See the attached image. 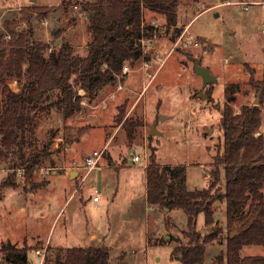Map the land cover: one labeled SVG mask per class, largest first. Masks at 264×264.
Wrapping results in <instances>:
<instances>
[{"label":"rangeland","instance_id":"rangeland-1","mask_svg":"<svg viewBox=\"0 0 264 264\" xmlns=\"http://www.w3.org/2000/svg\"><path fill=\"white\" fill-rule=\"evenodd\" d=\"M88 1L93 2L22 0L21 16L15 11L3 15L0 10V23L14 16L26 19L34 40L54 46L52 53L47 51L48 59L54 52L57 55L62 45L85 58L93 34L87 13L80 16L75 5L82 7ZM34 6L47 11L41 14ZM143 19L146 23H166L164 16L147 9ZM177 26L179 30L156 32L151 51L160 60H155L152 71H159L145 92L143 71H133L142 79L132 91H117V81L106 85L91 99L86 94L88 103L68 118L55 106L56 92L43 110L32 113L35 123L26 150L47 147V154L34 165L33 181L49 185L25 190L28 175L23 168L14 176L18 186L1 187L11 172L7 170L11 163L0 157V247L3 242L19 247L26 243L31 248V264H38L41 258L34 250L41 251L44 263L60 248L97 246L109 248V264H182L172 258V251L178 240H184L188 217L183 209L148 203L146 167L154 153L161 167H186L190 191L214 183L216 169L224 186L223 167L217 165L215 157L223 145L222 108L226 105L239 114L243 106H252L259 98L262 124L256 136L264 137V0H180ZM191 35L198 45L189 39ZM196 61L217 76L215 82L204 84L195 71ZM133 68H141V63L136 62ZM15 82L21 89L17 79L10 87ZM111 93L117 95L116 100ZM121 104L125 108L118 123ZM2 107L0 92V112ZM127 119L140 123L131 143L123 127ZM154 124L160 134L150 136ZM57 138L62 140L55 148ZM94 151H104L99 166L85 169V160ZM135 155L140 157L137 162L133 161ZM66 168L78 171V176L71 177L74 181L68 174H60ZM95 196L100 202L94 201ZM224 204L215 205L214 217L224 233L207 247V264L227 249ZM197 228L203 236L212 230L205 225L204 214L199 215ZM241 255H264V244L247 245Z\"/></svg>","mask_w":264,"mask_h":264},{"label":"trees","instance_id":"trees-1","mask_svg":"<svg viewBox=\"0 0 264 264\" xmlns=\"http://www.w3.org/2000/svg\"><path fill=\"white\" fill-rule=\"evenodd\" d=\"M179 2L93 0L82 4L81 8L89 17V31L93 34L85 58L75 55L68 45H62L57 56L48 59V44L33 39L30 25L17 32V16L4 21L5 32L0 31V50L9 52L10 57L7 61H0V92L3 95L0 157L11 163L7 168L11 172L1 187L18 186L14 176L23 168L28 175L25 190L34 191L48 184L34 183L32 176L34 165L47 154V147L34 152L26 150L30 143L29 132L35 123L32 113L43 110L55 92L58 99L55 106L64 112L66 118L80 111L82 98L77 96L79 89L85 90L91 99L106 85L116 83L114 73L122 74L127 63L134 67L140 60L142 51L135 46L133 38L141 35L144 9L164 16L168 26H177ZM32 8L41 14L47 11L37 6ZM145 32L151 34L152 28L147 27ZM7 35L10 40H6ZM104 65L108 66L107 70L103 69ZM14 79L21 85L19 92L10 87ZM261 91L264 94V86ZM124 108L125 105L119 107L118 123L123 119ZM222 112L223 145L215 161L220 168L223 167L224 186H221L220 170L216 169L214 183L203 190L190 191L186 185V167H161L152 153L146 167L147 201L152 206L183 209L188 217L184 240H178L172 251L174 260L182 264H207V247L218 242L224 233L214 217L215 205L224 202L227 249L210 264H264V255H241L247 245L264 244V137L256 136L262 124V112L258 105H245L239 114L226 105ZM138 126L140 123L135 119L123 123L130 143L135 140ZM200 214L205 216V225L212 228L205 236L197 228ZM30 251L26 243L19 247L3 242L1 262L31 264ZM109 260L107 247H74L58 249L54 257L43 264H109Z\"/></svg>","mask_w":264,"mask_h":264},{"label":"built area","instance_id":"built-area-1","mask_svg":"<svg viewBox=\"0 0 264 264\" xmlns=\"http://www.w3.org/2000/svg\"><path fill=\"white\" fill-rule=\"evenodd\" d=\"M5 4H1L0 3V10H3V15L6 14L9 11H15V12H19L20 16L24 11V6L22 5L21 1L22 0H4ZM30 1V0H29ZM9 7H6V6ZM75 9L79 11V15L83 16L85 11L78 5H75ZM2 18L3 16L0 17V22H2ZM18 25L16 27L17 32H22L26 29H28V21L24 18L21 19V17L17 18ZM43 24H46V21H43ZM142 32L141 35L139 37L133 38V42L135 44V46H139L141 48L142 51V55L140 60L138 61L139 63H141V68H136L134 69L129 63H127L122 70V74L119 73H114V76L116 78L117 81V86H116V90L117 91H121L124 89V85L122 84V75L123 74H128L130 72L133 71H143L144 74V79L146 81V83L144 84L143 87V92H145L147 90V88L152 84V82L155 80L157 73L159 71V68H157L156 70L152 71L153 69V64L155 62V60H160V57L156 54L153 53L151 50L154 47V39L156 37V32L158 29H163L164 31H167L168 29H178V26H168L166 23L165 24H161V23H155V22H151V23H146L143 19L142 21ZM147 27H151L152 28V33L151 34H147L145 32ZM0 31H4L5 32V24L0 23ZM10 35H7L6 40H10ZM190 40H193L195 42L196 45H198V43L195 41L194 37L191 35L189 37ZM54 50V46L53 45H49L48 47V52L52 53ZM9 52L3 53L0 50V61L5 60L8 56H9ZM57 55H55V52L51 55V58H55ZM148 57H151V59H149ZM163 61L161 62L162 66ZM104 70L108 69L107 65H104L103 67ZM11 88L14 92H19L20 90V86L19 84H17V82H15L14 84H11ZM86 91L83 89H79L77 92V96H80L82 98L81 100V104H87V100H86ZM111 98H115V93L111 95ZM61 138H57L56 139V144H55V148L59 147L58 143L61 141ZM103 153L104 151H94L92 154H90L86 160H85V165L84 168L85 169H89L92 170L94 168H97L99 166V162L103 157ZM140 160V157L138 155H135L133 158L134 162H137ZM146 167V166H145ZM210 177V175H209ZM94 201L97 202L99 201V197L95 196L94 197ZM35 253L40 256V260L38 262V264H43V258L44 255H42L40 250H34Z\"/></svg>","mask_w":264,"mask_h":264},{"label":"crops","instance_id":"crops-1","mask_svg":"<svg viewBox=\"0 0 264 264\" xmlns=\"http://www.w3.org/2000/svg\"><path fill=\"white\" fill-rule=\"evenodd\" d=\"M134 72H138V71H134ZM134 72H130V73H128V74H125L124 75V79H125V77L128 75V78L127 79H125V81H124V79H123V85H124V89L125 90H131L132 91V87H136L137 85H139L138 83H140V81H141V79H142V75H138V74H132V73H134ZM144 75V74H143ZM114 84H116V83H114ZM114 84H109V85H107V86H112V85H114ZM139 89H141V87L139 86V88H138V90ZM104 90L103 89H101L100 90V94L103 92ZM112 94V93H111ZM110 94V95H111ZM118 94V93H117ZM117 95H115V98L114 99H112V100H116V97ZM122 105V104H121ZM120 105V106H121ZM119 106V107H120ZM135 107V106H134ZM119 109V108H118ZM64 170H67V171H65V172H62V173H60V174H68L69 175V177H68V179L69 180H72V181H74L71 177H73V176H78L79 174H78V171H71V170H69V169H64ZM52 174H54V175H57L58 173L57 172H55V171H53L52 172ZM70 174H71V176H70ZM187 183V182H186ZM49 185V184H48ZM47 185V186H48ZM46 186V187H47ZM44 189H46V188H44ZM97 202H100V199H99V201H97ZM223 208H225V211H226V205L224 204L223 205ZM217 220V219H216ZM2 236V234H0V237ZM3 237V236H2ZM40 260V259H39Z\"/></svg>","mask_w":264,"mask_h":264},{"label":"water","instance_id":"water-1","mask_svg":"<svg viewBox=\"0 0 264 264\" xmlns=\"http://www.w3.org/2000/svg\"><path fill=\"white\" fill-rule=\"evenodd\" d=\"M30 1H31V3H36L38 0H30ZM195 71L199 76L202 77L204 84H211V83L215 82L217 79V76L213 75L209 68L200 65L199 61L195 62ZM258 103H259V98H257L255 100L254 105H258ZM156 134H160V133L157 131L156 126L154 124V125H152L151 130L149 131V135L153 136ZM209 231H211V230H209ZM232 236H234V235H232Z\"/></svg>","mask_w":264,"mask_h":264}]
</instances>
